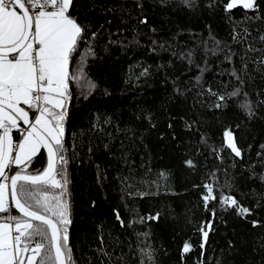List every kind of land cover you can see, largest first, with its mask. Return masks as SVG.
I'll return each instance as SVG.
<instances>
[{
	"label": "trees",
	"instance_id": "trees-1",
	"mask_svg": "<svg viewBox=\"0 0 264 264\" xmlns=\"http://www.w3.org/2000/svg\"><path fill=\"white\" fill-rule=\"evenodd\" d=\"M230 1L71 0L56 171L17 183L66 264H264V0ZM47 166L40 146L12 173ZM15 214L21 264L36 244L57 264L49 225Z\"/></svg>",
	"mask_w": 264,
	"mask_h": 264
},
{
	"label": "rangeland",
	"instance_id": "rangeland-1",
	"mask_svg": "<svg viewBox=\"0 0 264 264\" xmlns=\"http://www.w3.org/2000/svg\"><path fill=\"white\" fill-rule=\"evenodd\" d=\"M247 2L251 0H246ZM62 7L56 14V21L54 23V27L51 30L50 34H54L55 31L59 28L62 22V15H66L71 21H75L68 13L67 9L69 8L71 4V0H62ZM53 11V10H52ZM45 13V12H44ZM73 22V23H74ZM78 24V23H77ZM63 36L62 38H64ZM39 40V39H38ZM40 41V40H39ZM42 42V41H40ZM20 59L18 60L16 57H7V59L10 60H2L3 62H6L8 64L12 63L17 67L18 71H21L22 73H26L29 75L28 78L31 79V82L34 81L35 77V67L31 63L30 59L26 60L23 56L25 53H22V51L19 52ZM5 58V57H4ZM3 58V59H4ZM29 58V57H28ZM41 65H43L45 68L49 69V71L52 73L54 80L56 81V87L50 86L49 92L45 94V100L46 105L43 106V110L37 115L35 123L47 137H51L53 140H58L60 138L59 131L56 127V125L53 123L52 119L50 118L48 111L50 107L53 108H62L64 104L63 99V92H64V86L67 81V57L64 59L56 58L51 60H45L42 61L40 59ZM42 66V67H43ZM14 70V69H13ZM15 80L13 79V82ZM18 85L17 82H14L13 86ZM33 87V86H32ZM53 87V88H52ZM51 88V89H50ZM31 87L22 89L21 93L22 96H17L16 92L18 91V88L14 87V89H10V87H7L5 92H9V97L14 98L15 100H23L28 105L33 104V100L31 98L30 93ZM13 91H16L13 93ZM14 95V97H13ZM3 98V97H1ZM16 111V110H15ZM20 115H23L22 112L16 111ZM25 117V115H23ZM0 122L6 126L9 124L10 126L16 125L18 122V119L14 114H9V112L0 105ZM5 129L0 131V143L3 142L4 144V136H5ZM33 133L31 131L26 132L20 141V144L17 149V154L14 155L13 159L17 164H21L27 160L30 156L35 154L38 150V147L33 143ZM51 140V139H50ZM49 169V166L48 168ZM55 180V179H53ZM11 203V192H10V186L5 181V179H2L0 182V210L10 207ZM16 222L10 221V220H4L0 221V264H14L15 261V255L18 251V257L21 253V245L18 244L19 242V234L17 232L12 231V226L16 227L17 229H20V231L23 233V227L28 225L27 220H19L20 216L18 214H15ZM39 251V245L36 244L33 247H31L28 257L26 259V264H33L36 260L37 254Z\"/></svg>",
	"mask_w": 264,
	"mask_h": 264
},
{
	"label": "crops",
	"instance_id": "crops-1",
	"mask_svg": "<svg viewBox=\"0 0 264 264\" xmlns=\"http://www.w3.org/2000/svg\"><path fill=\"white\" fill-rule=\"evenodd\" d=\"M62 0L57 5V8L46 11L44 15L34 21V31L35 36L42 41V48L40 50V59L42 61L51 60L56 58L64 59L67 57L69 50L71 49L75 37L79 31V26L74 21H71L65 14L62 15V22L59 28L55 31L54 34H50L51 30L54 27L56 21V14L62 7ZM74 22V23H73ZM28 24L27 20L24 17L23 13L17 7L11 8H0V50H11L18 45L20 40L23 38ZM65 36L64 38H62ZM22 53H25L23 56L26 60H29V46H25L22 50ZM20 53L17 54L16 58L20 59ZM5 57V58H4ZM4 58V59H3ZM11 58V57H10ZM7 59V56L0 55V97L5 99H11L17 102H23V100H15L12 97H9V92H5L7 87L14 89L18 88L16 95L22 96V89L31 87L34 85V81L31 82V79L28 78L29 75L22 73L17 70V67L12 63L8 64L6 62L1 63L2 60ZM43 66V65H42ZM44 67V66H43ZM45 68V67H44ZM14 69V70H13ZM48 72L49 69L45 68ZM51 73V72H50ZM52 75V73H51ZM53 77V75H52ZM17 82L18 85L13 86L14 82ZM54 79V78H53ZM55 81V80H54ZM56 87V85L54 86ZM53 88V87H52ZM51 89V88H50ZM49 90V89H48ZM47 90V93L49 92ZM14 97V95H13ZM47 103V102H46ZM9 112V114H14L19 120V113L14 109L3 106ZM8 125V124H7ZM33 143L37 144L33 138ZM20 144V143H19ZM3 142L0 143V160L3 154ZM38 148L40 146L36 145Z\"/></svg>",
	"mask_w": 264,
	"mask_h": 264
},
{
	"label": "water",
	"instance_id": "water-1",
	"mask_svg": "<svg viewBox=\"0 0 264 264\" xmlns=\"http://www.w3.org/2000/svg\"><path fill=\"white\" fill-rule=\"evenodd\" d=\"M14 5L23 13L24 17L27 20V30L23 36V38L20 40L18 45L14 47L11 50H0L1 56H7L10 57L14 54H18L29 42V39L33 32L34 27V20L29 13V11L25 8V6L19 1V0H13ZM239 5V0L237 1H230L227 5V9H232ZM0 105L10 107L14 110H18L25 115V123L27 124V127L29 130L33 133L35 138L39 141L41 147L44 148L47 160H48V166L49 169L45 170L46 173L40 176H32V175H26L23 173H14L11 177L10 182V192H11V203L15 210L26 216L29 219L33 220H39L43 223H46L49 225V227L53 230L55 234V243H54V253L56 255L57 264H66L64 260V256L61 251V245H60V230L57 222L50 216L41 215L34 211H28L26 209V206L21 202V199L18 194L17 190V183L19 181H27L31 183H41L46 182L53 178L56 167L58 164V155L57 151L54 147V144L52 141L44 134V132L34 123L31 122L30 118V112L21 102H17L11 99H5L0 97ZM5 129V136H4V146H3V154L0 160V182L4 178L5 174L10 171V163L13 158V151H14V142H15V136L12 133V131L9 129L8 126H4L2 122H0V131ZM226 144L230 148L238 149L237 142L234 137H230ZM25 257V253L22 256L21 263L23 262V259Z\"/></svg>",
	"mask_w": 264,
	"mask_h": 264
},
{
	"label": "built area",
	"instance_id": "built-area-1",
	"mask_svg": "<svg viewBox=\"0 0 264 264\" xmlns=\"http://www.w3.org/2000/svg\"><path fill=\"white\" fill-rule=\"evenodd\" d=\"M25 8L29 11L31 16L34 20L39 19L43 16L44 12L55 9L59 3L60 0H19ZM13 7L12 0H0V8H11ZM42 48V43L38 40V38L33 34L30 46H29V59L31 63L35 67L36 71V78L35 83L32 89L30 90L31 98L34 101L35 104H44L45 103V93L46 89L50 86L56 85L54 82L51 74L42 67L40 63V50ZM14 131L19 133L20 138L23 134H25L28 131L27 124H19L16 127H14ZM19 140L15 141V149H14V155L17 150V146L19 144ZM13 161L10 163L12 167ZM5 180L8 184H10L11 181V169L6 174ZM12 231L17 232L19 234V241L21 240V235L15 227L12 226ZM17 264V259H16Z\"/></svg>",
	"mask_w": 264,
	"mask_h": 264
},
{
	"label": "bare ground",
	"instance_id": "bare-ground-1",
	"mask_svg": "<svg viewBox=\"0 0 264 264\" xmlns=\"http://www.w3.org/2000/svg\"><path fill=\"white\" fill-rule=\"evenodd\" d=\"M36 105H37V111H36V114L33 115V116H31V114H30V118H31V122H32V123H35V120H36L37 115L40 113L41 108H43V106H44L45 104H36ZM26 209H27L28 211H32L31 209H29V208H27V207H26ZM59 230H60V229H59Z\"/></svg>",
	"mask_w": 264,
	"mask_h": 264
},
{
	"label": "flooded vegetation",
	"instance_id": "flooded-vegetation-1",
	"mask_svg": "<svg viewBox=\"0 0 264 264\" xmlns=\"http://www.w3.org/2000/svg\"><path fill=\"white\" fill-rule=\"evenodd\" d=\"M42 110H43V109L41 108L40 112H41ZM36 111H37V105L35 104V113H34L33 115L36 114ZM30 114H31V112H30ZM33 115L31 114V116H33Z\"/></svg>",
	"mask_w": 264,
	"mask_h": 264
}]
</instances>
